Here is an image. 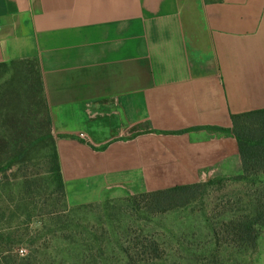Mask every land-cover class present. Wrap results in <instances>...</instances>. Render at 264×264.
<instances>
[{
	"label": "crops",
	"instance_id": "obj_1",
	"mask_svg": "<svg viewBox=\"0 0 264 264\" xmlns=\"http://www.w3.org/2000/svg\"><path fill=\"white\" fill-rule=\"evenodd\" d=\"M31 59L69 207L243 173L237 140L205 128L264 109V0H0V64Z\"/></svg>",
	"mask_w": 264,
	"mask_h": 264
},
{
	"label": "rangeland",
	"instance_id": "obj_2",
	"mask_svg": "<svg viewBox=\"0 0 264 264\" xmlns=\"http://www.w3.org/2000/svg\"><path fill=\"white\" fill-rule=\"evenodd\" d=\"M183 18L188 32L187 11ZM192 36L200 52L194 67L213 69L200 19ZM48 148H31L25 164L16 150L0 155V264H264V229L254 250L227 231L230 221L250 214L262 184L207 179L196 201L161 214L134 207L119 188L97 205L73 208L56 193Z\"/></svg>",
	"mask_w": 264,
	"mask_h": 264
},
{
	"label": "trees",
	"instance_id": "obj_3",
	"mask_svg": "<svg viewBox=\"0 0 264 264\" xmlns=\"http://www.w3.org/2000/svg\"><path fill=\"white\" fill-rule=\"evenodd\" d=\"M222 1L205 0L206 3ZM231 119V129H205L231 136L238 142L243 173L229 178L230 180L243 181L250 186L263 185L262 189H256L257 196L252 203L250 214L230 221L227 230L234 243L254 250L260 230L264 229V109L234 114ZM42 143H49L50 152L47 157L52 165L50 172L54 177L55 190L68 206L39 62L37 59H31L0 64V155L6 148L16 150V161L23 159L21 162L25 164L28 162L31 148ZM208 184L200 182L162 191L128 195L134 207L145 208L151 214H161L196 201ZM23 186L27 189V180ZM93 205L97 204L86 206ZM19 264L30 263L21 259Z\"/></svg>",
	"mask_w": 264,
	"mask_h": 264
}]
</instances>
